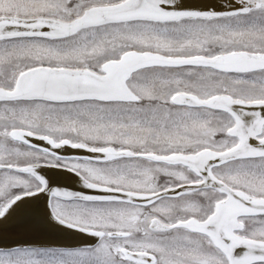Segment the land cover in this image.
Here are the masks:
<instances>
[{
    "label": "snow or ice",
    "instance_id": "6c2138e0",
    "mask_svg": "<svg viewBox=\"0 0 264 264\" xmlns=\"http://www.w3.org/2000/svg\"><path fill=\"white\" fill-rule=\"evenodd\" d=\"M0 264H264V0H0Z\"/></svg>",
    "mask_w": 264,
    "mask_h": 264
}]
</instances>
